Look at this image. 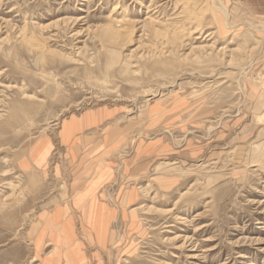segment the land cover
Listing matches in <instances>:
<instances>
[{"label": "rangeland", "instance_id": "1", "mask_svg": "<svg viewBox=\"0 0 264 264\" xmlns=\"http://www.w3.org/2000/svg\"><path fill=\"white\" fill-rule=\"evenodd\" d=\"M207 3L201 25L212 39L182 46L169 2L0 0V264H39L34 217L70 200L80 210L91 183L70 197L77 162L59 135L70 119L96 112L101 125L81 133L101 138L110 128V139L122 130L101 171L110 218L137 195L124 221L114 219L102 264H264V0ZM119 19L131 29L121 43ZM154 27L167 32V55L154 46ZM156 103L176 121L151 124ZM156 142L166 150L133 162L135 146ZM33 143L40 167L23 159ZM80 224L85 243L71 250L86 257L96 249ZM44 249L41 258L53 250Z\"/></svg>", "mask_w": 264, "mask_h": 264}, {"label": "crops", "instance_id": "2", "mask_svg": "<svg viewBox=\"0 0 264 264\" xmlns=\"http://www.w3.org/2000/svg\"><path fill=\"white\" fill-rule=\"evenodd\" d=\"M202 112L203 111L200 113ZM103 118L104 116L97 112L83 114L80 117L70 119L60 130V133L64 138H61L59 135L60 142L62 144L65 143L66 145L69 144L68 151L71 159L70 162L73 164L77 162L75 166L76 169L73 173L74 179L70 184V197L74 190L81 189L86 183L91 184L87 191H84L81 196L77 197L80 210L73 207L70 200L67 204H59L58 207L53 206L45 208V210H48L50 213L44 212L38 216L40 219L39 221L44 226V233L40 236L43 240V244L49 242L51 235L53 236L52 243L44 246L52 247L53 252L51 255L49 254V257L42 264H71V261L67 260V258H64L63 256L61 258V251L69 253L72 264H80L81 262L82 264H85V262L86 264H102L104 259L101 257L102 255L100 251L110 246L113 240L112 231L113 223L115 222L114 219L116 218V220L121 222L124 221V210H126V207L129 204L137 201L136 195L133 200L124 207V209L122 206L115 208V218H110L113 215V210L104 201L102 192L103 187L109 182V180L107 177L105 178L101 175V171H103L104 168H107L108 165L112 164L111 162L113 161H110V156L108 155V152L110 151L109 147L113 145V142L120 141L118 139L122 130L118 127L110 139L107 137L110 128L101 136V138L94 136V131L91 132V134L86 135L81 133L86 128H98L101 125ZM173 118L174 116L171 115V110L165 108L163 103H156L149 108V119L150 123L153 125H165L169 122H175L176 120H173ZM127 129L129 130L130 128ZM34 143L29 147L27 154L23 158L26 161L27 167H40L34 160L32 152ZM151 147L152 148L149 149L141 143L139 147L137 145L139 150L136 152L135 146L132 156L133 162H136L137 159L146 156L153 150L157 151V149H160L162 152L166 150L161 142H156L152 144ZM51 150L52 146L48 156ZM48 156L45 164L48 161ZM125 163H127L128 166L131 164L130 161ZM85 166L89 169L88 173L80 175L82 168ZM79 224L81 225V228H83V231L91 236L88 248L90 250L96 249L91 255H88L87 253L85 254L88 260L84 256L83 250L81 253L77 252L75 254L71 250V246L72 248L73 246L80 248L85 243V240L83 242V240H80L76 234L75 229L77 228V231L79 230Z\"/></svg>", "mask_w": 264, "mask_h": 264}, {"label": "bare ground", "instance_id": "3", "mask_svg": "<svg viewBox=\"0 0 264 264\" xmlns=\"http://www.w3.org/2000/svg\"><path fill=\"white\" fill-rule=\"evenodd\" d=\"M158 1H161L164 4L167 3V2H169V4H171V5L173 4V6H174V11H173V14H172V18H173L172 21L173 22H181V23H186V24L191 25V27H190L191 29H189V28H187L188 26L185 27L181 23L180 24L179 23L178 24L174 23L175 24L174 25L172 23V21H171V23L174 26L171 27L172 30H170V29L169 30H170V32L172 31V33L174 34L173 36H175L176 41H178V42H179V40H180V42L183 41V42H181V44H182V43H184V39H187V40L188 39L200 40L202 37H204V39L208 38V40L210 38L212 39L214 31L206 33V31H204V28L201 25V21H202L201 18L203 16V12L207 9V6H208L207 0H158ZM155 9H157V8H155ZM155 13H157V11L153 12V14H155ZM122 22H124V20H120L119 19L113 24V29L117 33V35H118V37L120 39L117 42H120V43L122 41H127L129 39L128 35H129V33H131V29H127V27L124 26L123 25L124 23H122ZM166 22H167V19L161 20L159 22V26H160V24H166ZM137 28L142 29L141 31H143L146 28V26H145V24H137ZM132 32H133V30H132ZM152 32L154 33L153 36L158 41L157 43H154L155 44L154 46L157 48V51L159 52V55H167L170 52V50H167V48H166V42L167 41L164 40V37H165L164 34H167L166 30L163 31L164 32V34H163L162 31L157 29V27H154ZM170 32L168 34H170ZM204 34H205V36H203ZM187 40H185V41H187ZM185 43L187 44V42H185ZM182 46H183V44H182ZM189 49L191 51L197 50V48L194 47V46L189 47ZM198 49L201 50L202 48L198 46ZM80 50H81V48L77 47V50H76L77 53L80 52ZM81 51H83V50H81ZM113 59H115V58H113ZM182 194L183 193H181L180 196L175 200L172 208L168 209L167 211L173 210L174 205L178 203V201H179L180 197L182 196ZM140 207H142V206H140ZM34 218H36V220L39 223H41L39 221L40 220L39 217H34ZM40 225H41V227H40V229H41L40 236H41L44 233V226L42 225V223ZM40 236H39V238H38V240L36 242V249H35L36 250V252H35L36 255H35L34 259H35V262L38 261L39 264L40 263L42 264L49 257V254L51 255L53 250L52 251L50 250L48 253H46L41 258V255L44 252V244H43V240H42V238Z\"/></svg>", "mask_w": 264, "mask_h": 264}]
</instances>
